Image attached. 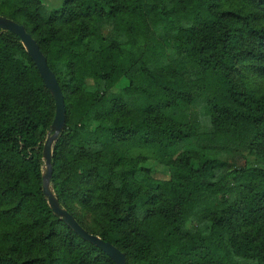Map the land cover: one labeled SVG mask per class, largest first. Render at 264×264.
Instances as JSON below:
<instances>
[{
  "label": "trees",
  "instance_id": "16d2710c",
  "mask_svg": "<svg viewBox=\"0 0 264 264\" xmlns=\"http://www.w3.org/2000/svg\"><path fill=\"white\" fill-rule=\"evenodd\" d=\"M0 15L57 77L50 185L87 231L126 264H264V0H0ZM54 108L0 29V264H115L43 193Z\"/></svg>",
  "mask_w": 264,
  "mask_h": 264
},
{
  "label": "water",
  "instance_id": "95a60500",
  "mask_svg": "<svg viewBox=\"0 0 264 264\" xmlns=\"http://www.w3.org/2000/svg\"><path fill=\"white\" fill-rule=\"evenodd\" d=\"M0 29L10 31L20 38L23 47L33 59L45 86L50 90L54 99V116L42 148V159L45 163L42 172V190L47 197L49 207L52 212L56 216L61 217L75 233L105 252L115 264H126L125 254L119 248L104 240L99 235L87 231L66 208L60 205L57 197L52 191L50 178L52 174L51 157L53 144L60 132L65 128L66 110L63 93L55 73L48 65L46 56L41 51L37 41L26 30L25 26L9 17L0 15Z\"/></svg>",
  "mask_w": 264,
  "mask_h": 264
},
{
  "label": "rangeland",
  "instance_id": "374dc122",
  "mask_svg": "<svg viewBox=\"0 0 264 264\" xmlns=\"http://www.w3.org/2000/svg\"><path fill=\"white\" fill-rule=\"evenodd\" d=\"M64 0H42L44 6H45V10L51 11L53 9H57L59 8ZM112 28L111 27H107L106 28V32L111 33ZM195 139L194 138H190L188 140H184L183 142H181L180 144H178L177 146L173 147L170 149V152L172 154H176L177 152H179L181 149L185 148L188 145H192L194 143ZM225 159H227L230 162H234L237 161L236 157L234 154L229 153L227 155H225ZM84 221L87 223V225H90V219L88 217H84Z\"/></svg>",
  "mask_w": 264,
  "mask_h": 264
}]
</instances>
